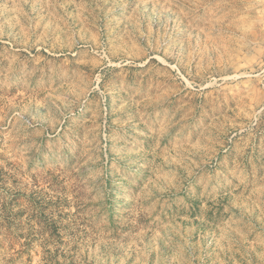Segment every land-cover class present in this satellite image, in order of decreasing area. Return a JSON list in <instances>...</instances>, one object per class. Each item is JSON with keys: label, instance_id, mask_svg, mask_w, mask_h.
Segmentation results:
<instances>
[{"label": "rangeland", "instance_id": "1", "mask_svg": "<svg viewBox=\"0 0 264 264\" xmlns=\"http://www.w3.org/2000/svg\"><path fill=\"white\" fill-rule=\"evenodd\" d=\"M0 264H264V0H0Z\"/></svg>", "mask_w": 264, "mask_h": 264}]
</instances>
